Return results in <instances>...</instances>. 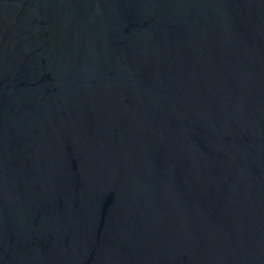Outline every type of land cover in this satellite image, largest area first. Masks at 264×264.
I'll use <instances>...</instances> for the list:
<instances>
[{"label":"water","instance_id":"water-1","mask_svg":"<svg viewBox=\"0 0 264 264\" xmlns=\"http://www.w3.org/2000/svg\"><path fill=\"white\" fill-rule=\"evenodd\" d=\"M0 264H264V0H0Z\"/></svg>","mask_w":264,"mask_h":264}]
</instances>
